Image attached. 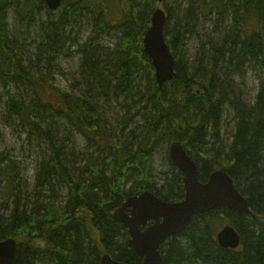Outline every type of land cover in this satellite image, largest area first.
<instances>
[{
    "label": "trees",
    "instance_id": "trees-1",
    "mask_svg": "<svg viewBox=\"0 0 264 264\" xmlns=\"http://www.w3.org/2000/svg\"><path fill=\"white\" fill-rule=\"evenodd\" d=\"M185 1L62 0L49 12L42 0H0V120L19 124L40 148L31 192L0 153V241H16L12 264H100L106 253L141 264L112 215L142 191L183 200L172 142L193 159L201 182L224 171L251 213L195 216L162 244L160 264H264V0ZM160 3L175 76L158 87L142 33ZM40 9L46 19L31 53L11 33L8 12L27 27ZM205 22L212 28L202 38ZM84 24L90 33L82 41ZM73 55L70 89L51 84L61 72L57 58ZM249 75L258 86L253 101L245 98ZM157 157L165 167L159 178ZM223 225L239 234L237 249L218 246Z\"/></svg>",
    "mask_w": 264,
    "mask_h": 264
},
{
    "label": "water",
    "instance_id": "water-1",
    "mask_svg": "<svg viewBox=\"0 0 264 264\" xmlns=\"http://www.w3.org/2000/svg\"><path fill=\"white\" fill-rule=\"evenodd\" d=\"M42 1L51 12L59 9L62 3V0ZM165 22V12L155 8L149 27L142 33L143 54L151 63L158 87L175 76L174 59L164 37ZM169 154L183 178V200L167 203L149 191H142L127 198L113 213V218L127 229L126 243L142 260L141 264H160L161 245L180 235L197 215L207 214L213 209L250 214L247 200L235 189L232 179L224 171H213L203 183L199 180L195 163L179 142L169 145ZM142 227L145 228L141 230ZM216 242L223 249L235 250L240 245V237L232 226L226 225L217 232ZM16 248L14 239L0 241V264H12ZM100 264L123 263L106 253Z\"/></svg>",
    "mask_w": 264,
    "mask_h": 264
},
{
    "label": "rangeland",
    "instance_id": "rangeland-1",
    "mask_svg": "<svg viewBox=\"0 0 264 264\" xmlns=\"http://www.w3.org/2000/svg\"><path fill=\"white\" fill-rule=\"evenodd\" d=\"M178 2L182 5V7H185V0H178ZM158 7L163 9V4L160 3ZM45 19V10H35L33 13V23L31 24V26L26 27L27 21H24V23L22 24L21 21H18L16 19L13 11L8 12V24L11 33H13V35H15L18 39H21L22 42L25 41V47L31 53L35 46L34 43L39 41L38 25ZM84 25H82L79 30L80 39H82V41H84L90 33V28ZM211 28V23L205 22L204 27H200L199 36L202 38L205 37L204 33L208 29L211 30ZM76 31L77 29L74 30L73 35ZM105 40L106 43L112 42L108 38H105ZM195 42L197 41L195 40ZM195 50L196 44H192L190 48L191 56L194 55ZM57 64L59 65L61 72L59 74L51 76L49 78V82L57 87L69 90L70 85L72 84V78L76 75L75 73L78 68V56L73 55L68 58L59 56L57 58ZM245 81V98L248 101H253V98L257 92V83L252 75H249V77ZM22 93L24 92L20 91V94ZM3 101H0V113L3 110ZM76 140V151H81V149L83 150L84 143L82 142V140L78 136H76ZM42 148L44 149L45 146L43 145ZM39 149L40 148L37 147V144L31 141H27L26 134L19 124L9 127L3 124L0 120V153H2L4 157H7L9 162L15 164L19 174L20 183L24 185L25 188H27L28 192H31L33 190L35 164L40 154ZM152 162V170H155L154 176L155 178H159L156 175V171H159L161 168L165 169V167H162L163 165L159 157L154 158ZM223 226H220L217 231H219Z\"/></svg>",
    "mask_w": 264,
    "mask_h": 264
},
{
    "label": "bare ground",
    "instance_id": "bare-ground-1",
    "mask_svg": "<svg viewBox=\"0 0 264 264\" xmlns=\"http://www.w3.org/2000/svg\"><path fill=\"white\" fill-rule=\"evenodd\" d=\"M47 8V7H46ZM50 12V11H49ZM101 143V142H100ZM106 143V142H105ZM99 144V143H98ZM168 156H169V159H170V162L172 163V165L178 170V168L173 164V162L171 161V158H170V154H169V146H168ZM193 160V159H192ZM194 162V161H193ZM195 163V162H194ZM196 165V164H195ZM196 167H197V165H196ZM197 169H198V167H197ZM179 171V170H178ZM236 189V188H235ZM237 190V189H236ZM153 194V193H152ZM165 202V201H164ZM168 203V202H167ZM114 213V212H113ZM250 213H251V211H250ZM246 215H250V214H246ZM113 216V215H112ZM190 223V222H189ZM188 223V224H189ZM123 226V225H122ZM124 227V226H123ZM125 228V227H124ZM126 229V228H125ZM127 230V229H126ZM127 234H128V231H127ZM129 235V234H128ZM126 236V235H125ZM127 238H128V236H127ZM172 238V237H171ZM170 239V238H169ZM127 240V239H126ZM127 244V243H126ZM128 246V245H127ZM162 246V245H161ZM161 248V247H160ZM159 252H160V249H159ZM160 256H161V253H160Z\"/></svg>",
    "mask_w": 264,
    "mask_h": 264
}]
</instances>
